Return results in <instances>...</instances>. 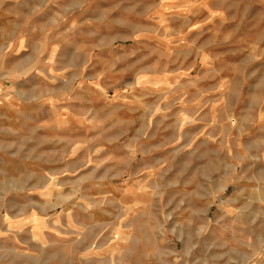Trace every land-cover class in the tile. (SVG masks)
I'll use <instances>...</instances> for the list:
<instances>
[{"label": "rangeland", "instance_id": "374dc122", "mask_svg": "<svg viewBox=\"0 0 264 264\" xmlns=\"http://www.w3.org/2000/svg\"><path fill=\"white\" fill-rule=\"evenodd\" d=\"M0 264H264V0H0Z\"/></svg>", "mask_w": 264, "mask_h": 264}]
</instances>
